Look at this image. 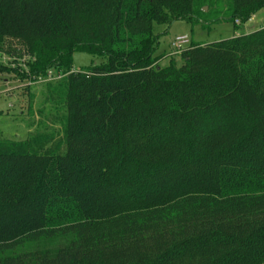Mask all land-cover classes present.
Returning a JSON list of instances; mask_svg holds the SVG:
<instances>
[{
  "label": "trees",
  "instance_id": "1",
  "mask_svg": "<svg viewBox=\"0 0 264 264\" xmlns=\"http://www.w3.org/2000/svg\"><path fill=\"white\" fill-rule=\"evenodd\" d=\"M199 4L235 30L264 8L0 0V40L28 56L25 70L0 72L43 83L25 113L33 131H0V254L71 237L0 264H264V27L190 42L181 65L160 66L153 24H196ZM75 52L103 61L74 70Z\"/></svg>",
  "mask_w": 264,
  "mask_h": 264
},
{
  "label": "rangeland",
  "instance_id": "2",
  "mask_svg": "<svg viewBox=\"0 0 264 264\" xmlns=\"http://www.w3.org/2000/svg\"><path fill=\"white\" fill-rule=\"evenodd\" d=\"M225 2L226 0H221ZM204 15L196 24L183 20H176L169 25L153 24V34L158 37V45L155 56H164L160 60V66L168 65L170 58L174 57L177 65L182 64L178 53H175L176 45H172L176 37L184 36L190 42L212 43L222 39L231 38L239 34H249L264 27V8L253 15L240 29L235 30L232 22L227 20H215L214 7L209 4H199ZM189 44L181 45L184 49ZM24 43L19 39L3 38L0 40V67L11 68L21 72L25 70L24 63L28 60ZM102 58L92 56L85 52H75L72 56L74 70H79L90 65H97ZM48 79H51L49 77ZM29 88V91L26 88ZM43 90L42 80L30 82L22 79L17 71L6 70L0 72V131L10 139L23 140L33 128L26 127L25 114L28 108L29 95L34 94L33 109L38 106L40 93ZM71 240L70 236L41 237L34 241L24 242L12 251H6L5 255H53L59 248L65 246Z\"/></svg>",
  "mask_w": 264,
  "mask_h": 264
},
{
  "label": "built area",
  "instance_id": "3",
  "mask_svg": "<svg viewBox=\"0 0 264 264\" xmlns=\"http://www.w3.org/2000/svg\"><path fill=\"white\" fill-rule=\"evenodd\" d=\"M236 23H237V21H236ZM188 43H189V40L186 37H184V36L176 37L174 43L172 44V45L177 46L175 53L179 54L183 50L181 48V45H184V44L186 45Z\"/></svg>",
  "mask_w": 264,
  "mask_h": 264
},
{
  "label": "crops",
  "instance_id": "4",
  "mask_svg": "<svg viewBox=\"0 0 264 264\" xmlns=\"http://www.w3.org/2000/svg\"><path fill=\"white\" fill-rule=\"evenodd\" d=\"M234 35H235V34H234ZM189 43H190V41H189ZM189 43H188V44H189Z\"/></svg>",
  "mask_w": 264,
  "mask_h": 264
}]
</instances>
